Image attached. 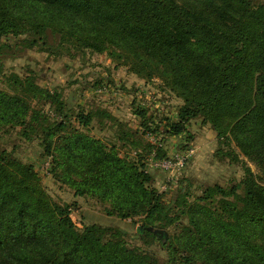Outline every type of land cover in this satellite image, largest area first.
Masks as SVG:
<instances>
[{
    "label": "trees",
    "instance_id": "1",
    "mask_svg": "<svg viewBox=\"0 0 264 264\" xmlns=\"http://www.w3.org/2000/svg\"><path fill=\"white\" fill-rule=\"evenodd\" d=\"M60 15L67 17L64 27L53 24ZM61 34L65 41L57 42ZM66 43L97 50L95 43H110L128 53L132 71L160 78L182 100L167 134H183L190 121L202 119L231 163L239 162L233 143L264 177V0H0V74L3 60L18 52L69 54ZM12 78L11 93L0 91L2 120L34 131L75 196L108 201L122 218L145 214L137 236L147 245L159 242L167 257L128 246L120 230L78 231L69 207L40 190L33 167L2 150L0 264H264V186L248 167L239 183L213 185L193 207L185 208L184 198L173 202L188 222L164 243L153 230L172 225L171 207L149 187L143 165L87 135L67 133L66 116L50 122L31 102L60 110V99L31 77ZM76 121L87 128L91 117L78 114Z\"/></svg>",
    "mask_w": 264,
    "mask_h": 264
},
{
    "label": "rangeland",
    "instance_id": "2",
    "mask_svg": "<svg viewBox=\"0 0 264 264\" xmlns=\"http://www.w3.org/2000/svg\"><path fill=\"white\" fill-rule=\"evenodd\" d=\"M195 1L197 4L202 0ZM66 19L63 15L57 16L53 24L64 27ZM55 39L65 41L62 34ZM95 44L100 45L99 50L66 43L69 54L37 47L18 52L14 58L2 62L0 91L11 93L12 76L33 78L39 87L56 95L63 107L58 110L55 104L35 100L31 102L32 109H38L50 122L66 116L69 118L67 133L75 131L87 135L101 142L106 150L114 149L119 158L134 163L139 169L143 165V171L151 179L149 187L171 207L172 225L164 230H153L160 231L162 242L166 243L188 222L185 212L179 213V207L173 202L184 198L185 208L193 207L213 185L228 187L239 183L244 165L264 186V177L255 163L245 158L233 143L231 148L239 162L231 163L226 156V146L219 145L212 126L202 119L190 121L183 134H167L165 126L176 120L182 100L165 88L160 78L142 77L132 71V64L136 63L128 53L110 43L105 47ZM137 67L143 73L142 68ZM142 110L144 116L139 115ZM78 114L91 117L87 128L77 123ZM26 129L5 123L0 116V151L33 167L40 190L51 202L69 207L70 218L78 231L91 225L120 230L128 246L154 254L160 260L166 259L167 252L159 242L147 240L151 244H144L136 234L146 220L145 214L122 218L108 201L89 194L75 196L74 187L64 182L54 153L52 157H45L41 141L33 135L32 129L29 133ZM191 149L193 155L186 158L180 169L166 171L157 166L161 161L173 162ZM256 241L262 240L257 238Z\"/></svg>",
    "mask_w": 264,
    "mask_h": 264
},
{
    "label": "built area",
    "instance_id": "3",
    "mask_svg": "<svg viewBox=\"0 0 264 264\" xmlns=\"http://www.w3.org/2000/svg\"><path fill=\"white\" fill-rule=\"evenodd\" d=\"M193 150H188L185 155H182L181 157H176L173 162L170 161H161L157 166L159 168H162L163 170L166 171H176L180 169L186 160V158L192 156Z\"/></svg>",
    "mask_w": 264,
    "mask_h": 264
}]
</instances>
